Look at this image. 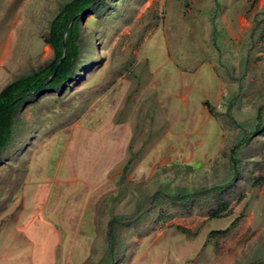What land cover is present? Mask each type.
I'll return each instance as SVG.
<instances>
[{
	"label": "rangeland",
	"instance_id": "1",
	"mask_svg": "<svg viewBox=\"0 0 264 264\" xmlns=\"http://www.w3.org/2000/svg\"><path fill=\"white\" fill-rule=\"evenodd\" d=\"M67 1L0 0V90L52 59ZM79 32L0 154V264L49 222L40 264H264V0H103Z\"/></svg>",
	"mask_w": 264,
	"mask_h": 264
},
{
	"label": "trees",
	"instance_id": "2",
	"mask_svg": "<svg viewBox=\"0 0 264 264\" xmlns=\"http://www.w3.org/2000/svg\"><path fill=\"white\" fill-rule=\"evenodd\" d=\"M102 2L103 0L67 1L49 24L48 38L53 50L52 59L40 69L19 76L0 90V154L10 139L14 120L21 105L29 98L61 89L72 80L79 55V20ZM213 31L216 33L215 28ZM53 72V77L48 79ZM261 118L262 114L259 111L257 120ZM245 134L248 133L245 132ZM241 143L240 138L231 149L233 163L236 161L233 155ZM128 164L127 161L123 167L124 171L128 168ZM234 178L235 176L232 180ZM109 235H113L112 227H110Z\"/></svg>",
	"mask_w": 264,
	"mask_h": 264
},
{
	"label": "crops",
	"instance_id": "3",
	"mask_svg": "<svg viewBox=\"0 0 264 264\" xmlns=\"http://www.w3.org/2000/svg\"><path fill=\"white\" fill-rule=\"evenodd\" d=\"M30 174L31 173H28V177L29 178H30ZM43 215H46L45 217L48 218L47 214H43ZM19 218H21V214H19L18 217L14 220V223H16ZM49 223H50L49 224L50 231L52 232L51 233V237L47 238L48 236H46V238L49 240V242L46 239L45 245H39L40 244L39 241H36V240L33 241L32 239L31 240L28 239L26 241V243H24L27 247L24 248V250L21 251L22 252L21 255L22 256H26V258L28 260V264H40V263H43L48 255L53 257L54 251H55L54 230H53L52 223L51 222H49ZM1 227H3V226H1ZM21 245H19V247L17 249H20ZM38 245L41 246V248ZM4 254L5 253H1L0 254V259L2 257L4 258V256H5Z\"/></svg>",
	"mask_w": 264,
	"mask_h": 264
},
{
	"label": "water",
	"instance_id": "4",
	"mask_svg": "<svg viewBox=\"0 0 264 264\" xmlns=\"http://www.w3.org/2000/svg\"><path fill=\"white\" fill-rule=\"evenodd\" d=\"M68 28V26L66 27V29ZM53 75H54V72L52 73V75L48 78V79H50L51 77H53Z\"/></svg>",
	"mask_w": 264,
	"mask_h": 264
},
{
	"label": "bare ground",
	"instance_id": "5",
	"mask_svg": "<svg viewBox=\"0 0 264 264\" xmlns=\"http://www.w3.org/2000/svg\"><path fill=\"white\" fill-rule=\"evenodd\" d=\"M12 42V41H11ZM5 56V55H4Z\"/></svg>",
	"mask_w": 264,
	"mask_h": 264
}]
</instances>
